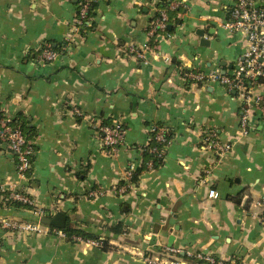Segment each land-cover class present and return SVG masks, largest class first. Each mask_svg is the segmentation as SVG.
Segmentation results:
<instances>
[{"label": "crops", "instance_id": "obj_1", "mask_svg": "<svg viewBox=\"0 0 264 264\" xmlns=\"http://www.w3.org/2000/svg\"><path fill=\"white\" fill-rule=\"evenodd\" d=\"M160 1L100 0L87 27L75 31L81 0H0V112L26 121L35 152L21 177L0 142V184L33 202L28 208L0 197V264H206L197 253L264 264V79L245 103L218 82L184 75H227L247 51L245 36L224 26L233 0H177L181 23L150 38ZM67 35L66 53L36 61L44 45L59 50ZM244 113L252 124L241 129ZM109 118L124 129L112 152L98 130ZM154 126L169 133L163 163L119 192ZM211 130L229 145L224 153L204 146ZM57 211L65 226L111 247L41 222ZM3 220L43 231L6 228ZM52 227L65 235L46 232Z\"/></svg>", "mask_w": 264, "mask_h": 264}, {"label": "built area", "instance_id": "obj_2", "mask_svg": "<svg viewBox=\"0 0 264 264\" xmlns=\"http://www.w3.org/2000/svg\"><path fill=\"white\" fill-rule=\"evenodd\" d=\"M90 1L98 2L100 0H81L73 20V30H80L83 28L84 23L88 22L87 13L90 7ZM181 3L177 0H169L167 4L168 9L175 10L179 8ZM168 22L169 16L167 10L160 9L150 21L146 31L147 35L150 38H154L158 34L164 33ZM224 26L230 31L243 34L248 43L247 51L244 52L242 58L233 66L232 71L226 75L221 74L218 70L203 74L186 69L184 75L191 81L199 83L218 82L228 92L233 91L237 93L245 103H248L250 88L254 84H257L260 79H264V0H233V4L229 8V17L224 22ZM62 43L59 50L53 49L49 44L44 45L37 55L36 61L45 64L53 62L59 55L69 50L71 37L68 35L65 36ZM145 49H147L146 46ZM131 51L138 58L143 57L141 50L134 47L131 48ZM247 111L248 109L245 108V112ZM249 123L252 124L246 113H244L240 119L241 129H245ZM155 128L154 126L150 130L156 131L155 140L165 144V129L163 127ZM98 130L102 147L110 152L115 151L117 145L123 141L124 129H122L118 121H113L110 125H100ZM0 142L13 155L18 174L21 177H26L35 153L34 143L27 138L20 127L12 124V118L10 116L2 112H0ZM203 143L205 147L211 148L219 154L224 153L229 148L228 144L218 142L216 134L212 130L204 134ZM131 170L127 171V181L121 186H118V191L121 193L125 192L130 185ZM217 196L218 194L215 189L209 190V197L216 198ZM0 197L33 205L32 200L25 193L14 190L13 188H6L2 184H0ZM261 204L264 206V199ZM261 219L264 223V214L261 216ZM2 225L6 228L17 229L25 233L43 231L37 224H17L9 220H3ZM48 230L61 236L65 235L61 230L54 227L46 229V232ZM76 239L82 240L80 237H76ZM89 241L92 244L100 245L99 240L89 239ZM168 250L169 252H175L171 248ZM195 258L206 264H244L236 258L228 261H218L213 256L203 253H197ZM146 260L148 264H159L158 258H147Z\"/></svg>", "mask_w": 264, "mask_h": 264}, {"label": "trees", "instance_id": "obj_3", "mask_svg": "<svg viewBox=\"0 0 264 264\" xmlns=\"http://www.w3.org/2000/svg\"><path fill=\"white\" fill-rule=\"evenodd\" d=\"M168 0H161L158 3V6L160 9H166L168 16H169V23L171 25V29H165L164 34H169L172 33L174 28L176 27V25L181 23V20L177 17V13L180 9L177 8L175 10H169L168 9ZM97 7V2L94 1H90V7L87 13V20H90V18L94 15V9ZM83 27H87L86 23H84ZM53 49L57 50V46L55 45H50ZM113 119H104L101 121V125H110L112 124ZM26 121L24 119H18V118H14L12 119V124L20 127L24 133L26 134L28 139H32L33 138V134L31 133V128L26 127L25 126ZM121 125V124H120ZM122 129H123V125H121ZM156 128H160L159 126H156ZM155 128V129H156ZM155 132L156 131H151L150 135H149V142L145 147H142V152H141V164L135 168L134 170H131V176H130V183L137 185L138 181H139V177L142 173V171L145 170H149V169H156L159 166H161V164L163 163V158H164V146L167 144L168 140H169V133L165 131V138H166V143L163 144L161 142H158L155 140ZM120 144L117 145V147H119ZM29 172V170H28ZM27 172V173H28ZM124 180H121L118 184V186H121L122 184H124ZM5 202L7 204H11V205H18V206H24V207H32V205L26 204V203H21L15 200H11V199H7L5 198ZM114 230L119 231L118 227L115 228ZM62 231L67 235V237H71L73 235H78L80 236L82 239L85 240H99L100 241V247L104 250H108L111 246L108 243V240L106 239H101L98 236H95L93 234H90L88 232H85L81 229L78 228H73L70 227L68 225L65 226L64 229H62ZM199 261V260H198ZM202 262V261H199Z\"/></svg>", "mask_w": 264, "mask_h": 264}, {"label": "water", "instance_id": "obj_4", "mask_svg": "<svg viewBox=\"0 0 264 264\" xmlns=\"http://www.w3.org/2000/svg\"><path fill=\"white\" fill-rule=\"evenodd\" d=\"M168 29H170V25L167 26ZM199 35L201 36V42H206L203 37V33L199 32ZM65 221H66V214L57 211L52 217H42L41 222L47 225H51L57 228L63 229L65 227Z\"/></svg>", "mask_w": 264, "mask_h": 264}, {"label": "rangeland", "instance_id": "obj_5", "mask_svg": "<svg viewBox=\"0 0 264 264\" xmlns=\"http://www.w3.org/2000/svg\"><path fill=\"white\" fill-rule=\"evenodd\" d=\"M118 189V188H117Z\"/></svg>", "mask_w": 264, "mask_h": 264}]
</instances>
